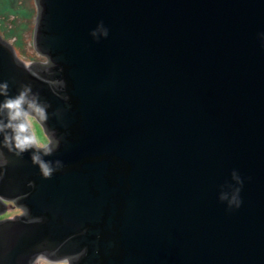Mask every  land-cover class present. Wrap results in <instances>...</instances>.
Instances as JSON below:
<instances>
[{"label": "water", "instance_id": "obj_1", "mask_svg": "<svg viewBox=\"0 0 264 264\" xmlns=\"http://www.w3.org/2000/svg\"><path fill=\"white\" fill-rule=\"evenodd\" d=\"M35 1L48 62L0 35V195L25 209L0 264H264V0ZM26 86L47 155L8 126Z\"/></svg>", "mask_w": 264, "mask_h": 264}, {"label": "clouds", "instance_id": "obj_2", "mask_svg": "<svg viewBox=\"0 0 264 264\" xmlns=\"http://www.w3.org/2000/svg\"><path fill=\"white\" fill-rule=\"evenodd\" d=\"M5 90H7V83L2 86ZM31 91L30 87H25V91H22L19 96L16 98H9L4 103V108L8 110L10 121H17L23 118V122L18 124H9V127L13 128V131L16 133L15 139V147L20 150V152L25 151L32 145H36L40 149H45V154H49L51 149H49L48 145L51 143L49 137L44 135L43 131L39 134L36 132V120L37 118L28 112H26L23 108V105L26 103L27 92ZM35 105L29 102V108H34ZM36 111L39 113L40 118H45L42 109L36 108ZM32 130L31 135H25L29 131ZM19 154V153H17ZM33 162L39 164L42 169V173L44 177H50L52 175L51 167L46 164L44 161L40 159L39 156H33ZM59 163V161H57ZM36 264H49L43 257H39L37 259Z\"/></svg>", "mask_w": 264, "mask_h": 264}, {"label": "rangeland", "instance_id": "obj_3", "mask_svg": "<svg viewBox=\"0 0 264 264\" xmlns=\"http://www.w3.org/2000/svg\"><path fill=\"white\" fill-rule=\"evenodd\" d=\"M7 2L13 4L14 7L12 8ZM37 11L35 0L0 1V22L2 25L5 24L7 28L11 24L19 26V30L14 33L21 37L17 41V47L22 59L26 61L41 59V55L35 49L33 42V27L36 22Z\"/></svg>", "mask_w": 264, "mask_h": 264}, {"label": "flooded vegetation", "instance_id": "obj_4", "mask_svg": "<svg viewBox=\"0 0 264 264\" xmlns=\"http://www.w3.org/2000/svg\"><path fill=\"white\" fill-rule=\"evenodd\" d=\"M7 4H9L12 8L14 7L13 4H11L9 2H7ZM36 20H37V15H36ZM35 26H36V22H35V25L33 27L34 28L33 29V42H34ZM18 27H19L18 25H12L11 24L7 28V26H5V24L2 25L1 22H0V33H1V35L3 36V38L5 40L9 41L14 46V48L16 50V53L22 59L21 54H20V50L17 47V41L21 37L18 34H15L14 33L16 30H19ZM24 61L27 64H32L33 62H36V61H39V62H48V59H47V57L41 55V59H34V60H31V61L24 60ZM26 112H28V111H26ZM28 113L31 114V115H33V116H35L37 118L36 114H33L31 112H28ZM35 127H36L37 134H39L41 132V130H42L43 133H44V135H47L49 137L50 141H51L50 136L45 131V128L43 126V123L38 118L36 120V126ZM29 130H30V132L32 134V130L31 129H29ZM0 200L3 201L6 204L5 210L2 211L1 214H0V220L1 219H4V218H14L16 214L17 215H21L25 211V209L22 206L18 205L15 202L14 198H5V197H3V196L0 195ZM40 257H43L47 262H49V264H70V261H69V257L68 256L62 257L61 259H50V258H48L45 255H42ZM36 262H37V260H36Z\"/></svg>", "mask_w": 264, "mask_h": 264}, {"label": "bare ground", "instance_id": "obj_5", "mask_svg": "<svg viewBox=\"0 0 264 264\" xmlns=\"http://www.w3.org/2000/svg\"><path fill=\"white\" fill-rule=\"evenodd\" d=\"M36 5H37V3H36ZM37 10H38V5H37ZM37 14H38V11H37ZM0 35H1V33H0ZM1 36H2V35H1ZM2 37H3V36H2ZM13 47H14V46H13ZM36 50H37V49H36ZM15 51H16V50H15ZM37 52H38L40 55L47 57V59H48V56H47V55L41 54L38 50H37ZM35 146H36V145H35ZM0 214H1V212H0ZM42 255H44V254H43V253H39V254L35 257V259H34L35 263H36L37 258L40 257V256H42ZM59 259H61V258H59Z\"/></svg>", "mask_w": 264, "mask_h": 264}]
</instances>
